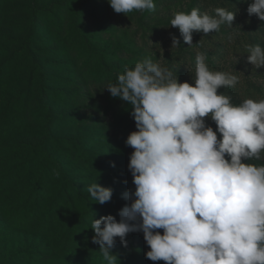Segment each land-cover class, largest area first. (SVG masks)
Listing matches in <instances>:
<instances>
[{
    "label": "rangeland",
    "instance_id": "rangeland-1",
    "mask_svg": "<svg viewBox=\"0 0 264 264\" xmlns=\"http://www.w3.org/2000/svg\"><path fill=\"white\" fill-rule=\"evenodd\" d=\"M250 3L155 0L154 11L117 14L107 0H0V264H106L85 245L94 235L92 219L116 217L128 203L122 194L134 191L127 168L133 149L125 140L136 130L134 120L127 126L130 106L112 98L106 84L145 57L160 59L178 82L191 84L195 55L203 51L212 70L239 76L235 87L218 92L236 104L264 98V67L255 70L247 52L234 48L264 47V22L247 14ZM216 7L236 10L233 28L193 33L196 47L170 27L173 12L211 14ZM171 35L180 48L171 49ZM95 180L112 190L103 205L87 192ZM37 182L45 193L34 224L30 192ZM66 198L77 212L75 243ZM145 252L118 264H164Z\"/></svg>",
    "mask_w": 264,
    "mask_h": 264
},
{
    "label": "clouds",
    "instance_id": "clouds-1",
    "mask_svg": "<svg viewBox=\"0 0 264 264\" xmlns=\"http://www.w3.org/2000/svg\"><path fill=\"white\" fill-rule=\"evenodd\" d=\"M107 2L117 14L156 7L155 0ZM246 11L264 22V0H251ZM235 16L224 7L211 14L193 8L173 12L169 23L184 44L196 47L193 33L233 28ZM170 39L171 49L180 48L176 36ZM207 61L205 52L196 53L190 84L178 82L160 59L145 57L104 88L130 106L136 129L125 140L133 149L127 168L134 191L122 194L128 203L119 220L92 219L91 242L106 264H118L112 253L117 238L127 247V235L137 232L152 262L264 264V163H249L264 159V98L233 103L218 90L235 87L239 76L212 70ZM246 62L255 70L264 67V47L248 45ZM87 192L100 205L112 197L96 180Z\"/></svg>",
    "mask_w": 264,
    "mask_h": 264
},
{
    "label": "trees",
    "instance_id": "trees-1",
    "mask_svg": "<svg viewBox=\"0 0 264 264\" xmlns=\"http://www.w3.org/2000/svg\"><path fill=\"white\" fill-rule=\"evenodd\" d=\"M86 1H90V0H86ZM224 41L229 42V41H231V38L227 37L226 39H224ZM244 44H245V42H242V44H240L238 46H234V48L237 49L238 51L247 52V46H245ZM133 125H134L133 124V119L131 118L130 121L128 122V125H127L129 127V130L131 128H133ZM47 157L50 158V155L47 154ZM249 163L262 164V163H264V159H262L260 161H255V160L249 161ZM50 164H51V166H53V165L56 166V164H52L51 161H50ZM38 180L40 181V180H42V178L40 177ZM36 185H37V187L39 189L38 190L37 189H34L32 192H30V195L33 196L34 201L32 200L33 201L32 205H31V210L32 211H31V214H30V217H29V222L34 223V224H37L38 210H39V207H40L39 200H41V195L43 193V190H42L41 186H38L40 184L38 183ZM44 193H43V195H44ZM66 200H67L68 206L70 208V211L72 213V217H71V219H70V221L68 223V227H69L70 232H72V234H73L71 236L72 237L71 241L73 243H75L76 242V240H75L76 237H74L75 236L74 230L77 227L76 226V214H77V212H76V210H74V209H72L70 207V200L68 198H66ZM121 208H122V206H119L118 207L117 213H118V211ZM116 219L119 220V217L116 216ZM47 220H48V217L45 216L44 219L42 220L41 226L43 224V221L47 222ZM79 221L80 222L82 221L81 218H80ZM158 231H161L162 232V230H158ZM126 241H127V247H124V246H122L119 243V239L117 238V243L115 244V247L112 249V253L117 256V259L118 260H120V259L126 260V259H128L130 257H135L142 250H146V251L149 250L147 248L144 240H143L142 233H139V232H137V233H130V234L127 235ZM79 243H81V242H79ZM77 246L83 247V245H78V244H77ZM85 247L88 250H90L91 252H93V253H98V254L100 253L99 252V245L93 244L91 242V239H90V241H88V243H87V245H85Z\"/></svg>",
    "mask_w": 264,
    "mask_h": 264
}]
</instances>
